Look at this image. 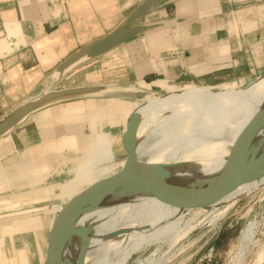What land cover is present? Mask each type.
Masks as SVG:
<instances>
[{"label":"crops","instance_id":"0c3cea01","mask_svg":"<svg viewBox=\"0 0 264 264\" xmlns=\"http://www.w3.org/2000/svg\"><path fill=\"white\" fill-rule=\"evenodd\" d=\"M144 1L0 0V120L23 102L42 95L46 90L63 88L64 82L84 67L76 69L57 83L50 79L53 71L80 48L112 32ZM142 22L144 25L157 26V31L146 32L121 44L118 46L117 57V48L100 56L103 63L107 59L112 62L115 57L120 62L123 57L133 58L129 65L126 63V70L130 71L127 76L138 89L143 88L142 82H146V77H151V82L172 83L182 75L188 76L190 83L219 85L231 81L234 84H249L264 75V0H164ZM139 51L146 56L138 62L135 56ZM92 63L93 61L87 66ZM154 72L163 78L154 79ZM232 73H239L240 77L221 83L222 76L228 77ZM92 76L88 75L87 78ZM207 80H210L209 83H206ZM102 84L132 86L117 82ZM77 86L79 85L67 88ZM145 90L149 91L148 88ZM131 91L133 89L123 90L121 93ZM74 101L77 102L70 101L73 102L72 105L88 103L87 100ZM106 101L109 104L114 102ZM72 105L65 114L86 112L85 108L73 111L75 108ZM55 106L49 108V111L53 110L55 115L64 113L60 110L63 105ZM44 111H40V114ZM37 124L38 120L33 116L16 134L13 132L14 134L0 140V159L16 152L11 157V164H17L18 158H25L29 161L27 163L24 160L26 168L29 167L27 171L33 173L43 168L44 164L48 166L45 159L47 153L57 151L56 149L65 144L69 150L74 151L76 158L67 162L69 166L61 167L59 163L54 170L49 171L51 175L60 173L61 176L67 175L80 158L89 155L93 158V150L100 144L82 137L83 132L61 130L76 126L55 124H51V128L61 135V139H58L61 145L52 144L50 141L43 144V138H51L47 134L49 129L43 128L40 132L32 129L37 128ZM85 124L88 125L87 120ZM80 125L84 126L78 124ZM42 132H46V135H41ZM12 135H15L14 138H11ZM49 148L51 150L48 152ZM75 166L79 168L81 165ZM21 176L17 178H23ZM12 237L7 233L2 238L0 233V242L7 256L11 245H15V234ZM24 244L22 241V245ZM35 255L28 254L30 264L34 263ZM13 260L15 259H11V264Z\"/></svg>","mask_w":264,"mask_h":264},{"label":"bare ground","instance_id":"6f19581e","mask_svg":"<svg viewBox=\"0 0 264 264\" xmlns=\"http://www.w3.org/2000/svg\"><path fill=\"white\" fill-rule=\"evenodd\" d=\"M154 31L157 29L147 33ZM130 89L136 90L133 86L125 88V90ZM163 90L166 93L164 96L162 95L158 99H149L148 103L144 105L138 104L136 100L133 102L114 100L116 103L109 104L103 102L104 100L95 102L93 101L95 99H86L88 104L85 110L89 114L85 113L84 119L87 120L88 126L101 123L97 121L96 111L103 110L108 113L107 115L104 113L105 122L102 123L109 126H121L123 123L126 127L131 115L136 113L139 116L135 132V155L140 175L129 195L103 200L98 204L96 210L85 213L78 219L76 227H85L90 230L85 234H73L65 241L62 259L67 264H76V256L82 248H85L86 251L84 261L80 264H127L134 254L149 247H154L151 254L143 260H137L136 264H166L177 252L176 248L187 240L192 232L203 228L204 225L214 228L226 211L241 199L251 194L264 193V177H262L238 187L216 202L201 207L180 206L147 194L162 182L194 188L201 179L221 174L241 132L264 104V75L259 76L246 86H243V83H232L200 87L194 90L189 88L181 90L165 88ZM118 93H121L118 89L107 92V94ZM104 95V93H99L58 102L44 108L45 111L41 114L40 111L44 109L31 115L36 117L40 125L49 122L52 117L55 118L56 115L52 113L54 111H49V107L63 105L60 110L65 113L73 102H77L74 100L83 101L80 99L100 98ZM72 106L75 108L73 111H76L81 105ZM31 115L17 127L24 125ZM65 121L72 120L70 118L63 122ZM78 124L80 123L72 126H76L74 128L82 127ZM16 128L0 140H4ZM262 136H264V129L259 133V138ZM150 141H153V148H149L150 153L144 157L142 153ZM146 143L147 145H145ZM261 154H264V145ZM91 157H93L90 160L92 164L106 159L103 153H92ZM11 166L13 167V164ZM15 166L18 167L17 164ZM1 170L2 168H0ZM12 170H17V168L13 167ZM12 170L9 169L0 177V191L6 186L20 181V177L17 178L20 175L15 174ZM112 175L114 174L108 173L104 178ZM72 186L70 184L66 190H71ZM76 194L74 193L73 196ZM24 195L11 197L23 199ZM3 201L0 200V204L4 203ZM10 223L13 225L6 224L3 230H7L9 233L17 232L19 226L14 225L17 222L11 221ZM255 224L253 221L248 222L241 229L238 237V249L225 264H244L243 248L249 245H259V241L253 239ZM35 247L36 255L41 259L43 255L39 246ZM17 251V254L20 255L18 264H28L29 247L22 246ZM15 258L13 256V259ZM16 261V259L13 260V264H17ZM4 262L11 264L10 257L0 256V263Z\"/></svg>","mask_w":264,"mask_h":264},{"label":"rangeland","instance_id":"374dc122","mask_svg":"<svg viewBox=\"0 0 264 264\" xmlns=\"http://www.w3.org/2000/svg\"><path fill=\"white\" fill-rule=\"evenodd\" d=\"M142 23L143 22H141L140 24ZM144 34L145 33H142L138 35V37ZM116 48L117 49H115L116 51L115 55L117 57L118 55L117 53L119 52L118 49L119 47ZM144 56L146 55H142L141 52L139 51L137 56H135V59L138 60L139 62L141 58ZM115 58L114 59L112 58L113 59L112 62H109L107 59L105 63H103L102 57H99L95 61H93L91 65L87 66L86 64L82 66L84 68L81 67L82 69L78 70L77 73L72 75L68 79V81H65L63 87H68L72 85L76 86L80 84L94 85V84H102L104 82L106 83L117 82L121 84L129 83L136 90L131 92H122L118 94L104 93L105 95L103 97L86 98V99L104 100L105 103L108 102L106 100H118V99L122 100L118 102H133L136 100L138 101V104L144 105L148 103L147 100L149 99L153 100L160 98L162 95L164 96L166 93L163 92L164 91L163 89L165 88H173L175 90L189 88L194 90L200 87L203 88V87L217 86V85H204L203 82L190 83L188 76L183 77L181 75L180 77L174 79V82L172 83L162 80L169 85H175V86H168L164 82H159L157 80H156L157 82L155 81L151 82L152 81L151 77H146L145 78L146 82H142L143 88L138 89L136 88L137 86L133 84V80L127 76L128 73L130 74V71L126 70V68L128 69L126 65L127 64L129 65L131 58L126 57L125 59L123 57L122 62H120L118 58L117 59ZM91 74L93 76L88 79L87 76ZM238 77H240L239 73L237 74L232 73L228 77L222 76L221 78L222 80L220 81L221 83L230 82L231 79H235ZM153 78L162 79L163 77L157 76V72H154ZM208 81L210 80H207L206 83H209ZM233 82L234 81H231L230 83L227 84H232ZM246 84L247 83L245 82L243 86H246ZM219 85H223V84H219ZM124 87H129V86H124ZM145 88H148L149 91L145 90ZM82 99L86 100L84 98ZM112 103H116V102H112ZM87 104L88 103H81L80 104L81 106L78 109H84L87 106ZM84 113L89 114L88 112L85 111L83 112L80 111L79 113L74 115L73 114L70 115L69 113L66 114L57 113L55 118L52 117V120L49 121L50 123L44 122L41 123L40 125L38 124L36 126L37 128H32V129H35L38 132L43 131L42 130L43 128L49 129V132L47 134H50L51 138H43L44 140L43 144L50 141L52 142V144L58 143L61 145V143L58 141L61 135L58 134V132H54V129L51 128L53 127L51 126V124H55L57 126H62L63 124H65L66 127L68 125H74L76 123L84 124V126L80 128L68 127L66 129L63 128L61 130L64 132L65 131L83 132L82 137L85 136L87 138L92 139L95 143H100L98 146H96V150H93V152L96 154L103 153V156L106 159L100 160V162L97 161V163L95 164H91L89 163L91 162L90 160H92L90 158V155L80 159L78 158L79 160L76 161L77 163L75 165H81V166L79 168H75L78 166L74 165V167L71 168V170L68 172L67 175L63 174L61 176L59 175L60 173L59 174L55 173L56 175L54 174L51 175V172L49 173V171L54 170L59 163L61 164V167L69 166L70 164L68 165L67 162H71L72 159L76 158L74 157L75 156L74 151L69 150V148H67L65 144H62V148L59 147L58 149H56L57 151H53L50 154L46 152L47 155L45 159H47L46 161L48 162L47 164L48 166H45L44 164L43 168L33 173L27 171L29 167L26 168L25 165L26 162H24V160H26L25 158L24 159L18 158V160H16L18 167L15 166L16 164L13 165V167L17 168V170H12L13 167L11 166V163L13 161L11 160V157L16 155V152L0 159V168H2V170L0 171V177H2L9 169L15 172V174H19L20 176L22 175L21 177H23L20 179V181H18V183H14L13 185L6 186L5 189H2L0 191V195L5 197L8 196L7 198L0 197L1 198L0 200H4L3 201L4 203L0 204L1 236L2 238L5 237L6 234H4L5 236H3L2 234L5 232L8 233L9 237H12L15 234L14 237L15 245L14 244L11 245V248L9 250V256L6 255L5 251L2 248V242H0V256L10 257V259H13L14 256L16 257L15 259H17V264H18L20 261V255L17 254L18 252L17 249L21 248L22 246L24 247L28 246L30 253L34 255L36 254V247H35L36 245L39 246V249L43 255L42 246H43V242L45 241L46 232L52 226V223L54 221L53 218H55L59 210L71 199L70 197L73 196L74 193L76 194V192H78L79 194L81 191L86 189V187L88 188L93 184H95L96 182L102 180V178H104L108 173L116 174L121 170L124 163V154L122 151L121 139L125 131V125L121 123V126L119 125L109 126L107 124L102 123L105 122V118H103L105 111L102 110L95 112V114L97 115L96 118H98V120L97 119L96 120L101 123L96 125L92 124L93 126H88L87 124H85V120L82 119L84 117ZM107 114L108 113H105V115ZM70 118L72 121L63 122L64 120H69ZM60 120L62 123L60 122ZM22 126L23 124L13 132H15L16 134L17 133L16 131H18ZM91 127H93V129ZM11 134H9L8 136H10ZM41 135L43 136L46 135V132H42ZM68 135L70 136V134ZM68 135L63 134V136H68ZM14 136L15 135H12L11 138H14ZM145 145H147V143ZM153 145H154L153 141H150L148 145L144 148V151L142 153L144 157H146L150 153L149 148H153ZM50 150L51 149L49 148V150L47 151L49 152ZM88 151L90 150H87V152ZM28 162L29 161H27V163ZM26 174H29L28 177L23 176ZM70 183L71 185H73L72 186L73 188L67 191L66 187ZM22 194L23 195L25 194L23 199H20L21 197H17V198L11 197ZM263 195L264 193H259V194L255 193L254 195L251 194L248 197L241 199L232 208H230L231 210L229 209L228 211H226L223 218L218 221L219 223L217 222L214 228H209L207 225L206 226L204 225L203 228L197 229L194 232H192L188 237L189 240L187 239L183 241V243L176 248L177 252L174 253L175 255H173L169 259L170 262L168 261L167 263L168 264H225L228 258L231 255H233V253L236 252L238 249L239 232L248 222L253 221L256 223L255 224L256 229L253 239L259 241L258 242L259 245L258 246L249 245L243 248L245 253L244 264H264V197ZM22 200L24 202H19ZM13 201L14 203H12ZM6 216L8 217L5 218ZM11 221L17 222V224H14L19 226L17 232L9 233L6 230L5 231L3 230V227H5L6 224H8V226L13 225L11 223L9 224V222ZM12 240L13 237L11 241ZM22 241L25 242L24 245H22ZM153 249L154 247H149L147 249L139 251L129 259L127 264H136L137 260L138 261L143 260L144 258H146L151 254V251H153ZM35 256H36L35 261L34 263L31 262V264H38V255ZM39 260L43 264L44 255L41 259L39 258Z\"/></svg>","mask_w":264,"mask_h":264},{"label":"water","instance_id":"95a60500","mask_svg":"<svg viewBox=\"0 0 264 264\" xmlns=\"http://www.w3.org/2000/svg\"><path fill=\"white\" fill-rule=\"evenodd\" d=\"M162 1L164 0L142 2L112 32L66 58L51 74V81L57 83L76 69L96 60L126 41L156 29L155 25L148 26L140 23ZM125 88L127 87L119 85H92L45 91L42 95L24 102L0 120V138L24 122L29 115L52 104L107 93L114 89L123 91ZM138 120L139 116L136 113L131 115L122 135L124 164L121 170L73 196L55 216L43 242V264H67L62 259L65 241L73 234H85L90 230L85 227H76L78 219L85 213L96 210L103 200L130 194L132 186L140 175L135 155V132ZM263 129L264 104L241 132L220 175L203 178L194 188L162 182L147 194L180 206L201 207L220 200L242 185L261 179L264 177V154H261L264 136L259 138V133ZM85 251V248L79 251L75 259L76 264L84 261ZM38 264H42L39 257Z\"/></svg>","mask_w":264,"mask_h":264},{"label":"trees","instance_id":"16d2710c","mask_svg":"<svg viewBox=\"0 0 264 264\" xmlns=\"http://www.w3.org/2000/svg\"><path fill=\"white\" fill-rule=\"evenodd\" d=\"M216 243H218V242H216Z\"/></svg>","mask_w":264,"mask_h":264}]
</instances>
